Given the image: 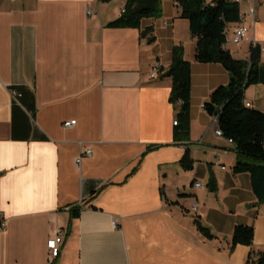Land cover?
Returning <instances> with one entry per match:
<instances>
[{"label": "crops", "instance_id": "obj_1", "mask_svg": "<svg viewBox=\"0 0 264 264\" xmlns=\"http://www.w3.org/2000/svg\"><path fill=\"white\" fill-rule=\"evenodd\" d=\"M160 1L161 16L140 28H110L127 0H0V264H258L264 202L251 175L233 171L236 147L216 135L217 118L202 107L229 73L196 60L181 7ZM240 6L249 31L235 42L239 22L229 24L225 48L248 59L264 42V0ZM178 45L192 71L191 134L180 142L167 75ZM245 97L264 112V83ZM86 148L93 154L78 164ZM186 150L191 170L181 165ZM197 217L215 238L197 229ZM240 224L255 237L232 248ZM55 234L63 243L51 260Z\"/></svg>", "mask_w": 264, "mask_h": 264}, {"label": "trees", "instance_id": "obj_2", "mask_svg": "<svg viewBox=\"0 0 264 264\" xmlns=\"http://www.w3.org/2000/svg\"><path fill=\"white\" fill-rule=\"evenodd\" d=\"M109 2L111 0H99ZM181 7V17L188 19L191 35L197 39L196 60L202 63H220L229 73V82L217 87L205 102V109L216 116L224 137L232 139L238 157L233 171L251 175L253 191L259 202H264V112L246 106L245 92L251 85L264 83V64L260 44H252L248 59H237L225 48L228 25L241 20L240 2L233 0H175ZM160 0H127L125 11L110 21V28H140L143 19L157 18L162 14ZM152 29L143 31L147 37ZM148 42L154 41L149 36ZM173 86L170 100L177 106L174 137L177 141L189 139L191 134V62L185 59L183 46H174L172 63L167 71ZM194 159L186 150L181 165L185 170L194 167ZM211 189L215 180L211 178ZM197 229L207 238L215 234L195 218ZM255 237L254 228L237 225L232 236V248L250 246ZM252 258L253 256L250 255ZM264 264V252L258 257Z\"/></svg>", "mask_w": 264, "mask_h": 264}, {"label": "built area", "instance_id": "obj_3", "mask_svg": "<svg viewBox=\"0 0 264 264\" xmlns=\"http://www.w3.org/2000/svg\"><path fill=\"white\" fill-rule=\"evenodd\" d=\"M233 1L241 2V0H233ZM124 11H125V9H123V12ZM92 13H93V10H88V14H92ZM248 15L250 17H252V18H254L256 16V9H255V7L250 8V10L248 12ZM244 19H245V17L242 14L241 20L239 21V24L236 27L235 32H234V40H235V42H241V41H243L245 39L248 31H249V28L245 24ZM253 44H260L261 52H262V54H264V42H254ZM159 71H160V66L159 65L154 66L153 69H152V71H151L150 76L152 78L156 77L158 75ZM11 92H12L11 94H12L13 99L16 102H19V99L22 96V94L19 91L15 90V89L12 90ZM246 106L251 107L252 105H251L250 102L246 101ZM202 107L205 108V104H203ZM75 124H76V120H71V121L65 122L64 123V127L68 128V127L74 126ZM174 124L175 125H178V120L177 119H175ZM215 133L218 136L224 137L223 130L221 128H219L218 126H217V128L215 130ZM227 140L230 143L234 144V142H233L232 139L229 138ZM92 154H93L92 149L86 148V149L83 150L81 156H79L77 158L76 162L78 164H80L84 156H91ZM194 186L196 188H201L203 185H202L201 182H195L194 183ZM191 209L193 211H196L197 210L196 204H193V206L191 207ZM119 223H120V219L119 218H114L113 219V225L115 227ZM5 226H6V222H5L2 214L0 213V227L1 228H5ZM62 243H63V236L61 234H55L54 236H52L48 240L47 245H48V248H49V251H50V258H51V260L59 257V255L61 253V245H62Z\"/></svg>", "mask_w": 264, "mask_h": 264}]
</instances>
